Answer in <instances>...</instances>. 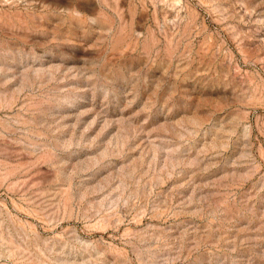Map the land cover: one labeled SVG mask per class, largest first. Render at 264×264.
<instances>
[{
	"label": "rangeland",
	"instance_id": "1",
	"mask_svg": "<svg viewBox=\"0 0 264 264\" xmlns=\"http://www.w3.org/2000/svg\"><path fill=\"white\" fill-rule=\"evenodd\" d=\"M0 264H264V0H0Z\"/></svg>",
	"mask_w": 264,
	"mask_h": 264
}]
</instances>
